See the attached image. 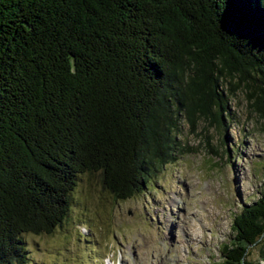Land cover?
<instances>
[{
	"label": "trees",
	"instance_id": "1",
	"mask_svg": "<svg viewBox=\"0 0 264 264\" xmlns=\"http://www.w3.org/2000/svg\"><path fill=\"white\" fill-rule=\"evenodd\" d=\"M232 78L264 116V0H0V264L63 220L80 172L127 199L185 153L178 115L224 128ZM231 220L223 264H257L264 184Z\"/></svg>",
	"mask_w": 264,
	"mask_h": 264
},
{
	"label": "rangeland",
	"instance_id": "2",
	"mask_svg": "<svg viewBox=\"0 0 264 264\" xmlns=\"http://www.w3.org/2000/svg\"><path fill=\"white\" fill-rule=\"evenodd\" d=\"M230 82L224 128L205 120L190 128L178 115L175 134L186 151L141 193L114 199L98 171L80 172L63 220L49 233L20 235L24 264H223L231 217L264 184V116L250 105L249 86ZM249 248L246 258L264 264L258 245Z\"/></svg>",
	"mask_w": 264,
	"mask_h": 264
},
{
	"label": "bare ground",
	"instance_id": "3",
	"mask_svg": "<svg viewBox=\"0 0 264 264\" xmlns=\"http://www.w3.org/2000/svg\"><path fill=\"white\" fill-rule=\"evenodd\" d=\"M188 217H189V216H188ZM190 221H191V220H190ZM186 222H187V221H186ZM191 222H192V221H191ZM191 222H188V224L186 223L187 225H185V226H186V231H185V233H186V235H187L189 238H191V236H195V232H194V231H195V229H196V228H195V225H196L195 222L193 221L195 225H194L193 223H191ZM184 228H185V227H184ZM181 239H182V238H180V240H176V241H178L177 243H181V242H182ZM175 246H176V245H175ZM178 246H179V245H178ZM178 246H177V247H178Z\"/></svg>",
	"mask_w": 264,
	"mask_h": 264
}]
</instances>
